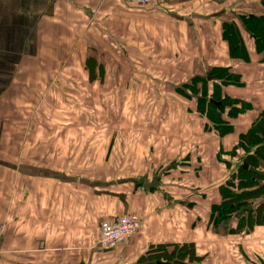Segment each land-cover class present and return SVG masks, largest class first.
<instances>
[{"label": "crops", "instance_id": "1", "mask_svg": "<svg viewBox=\"0 0 264 264\" xmlns=\"http://www.w3.org/2000/svg\"><path fill=\"white\" fill-rule=\"evenodd\" d=\"M94 1L0 0V110L7 92L17 97L34 93L43 77L39 75L42 63L59 61L53 55L71 45L80 48L84 39L102 52L91 54L101 65L103 79L109 80L111 103L114 79L121 80L115 92L128 97L171 92L177 96L160 104L150 99L143 109L137 102L147 120L122 124L127 137L122 136L120 150L116 148L105 171L85 169L88 179L80 176L77 119L71 120L69 112L64 119L17 120L8 134L4 130L0 134V222L6 230L0 241V264H136L150 246L185 242L196 245L197 254L204 258L201 264H264V224L227 236L220 224L229 217L211 216V207L221 204L220 188L230 172L224 164L230 162L228 153L264 110V64L260 63L264 53H257L252 37L238 26L249 60L230 58L222 23L236 21L239 14L264 15V0H160L145 8ZM187 2L197 5L181 12ZM115 47L122 48L120 53ZM111 56L121 66L104 65ZM74 60L70 49L64 52L63 71H53L46 84V94L59 95L67 110L71 101L77 104L76 74L70 65ZM214 67L229 68L240 77L242 86L227 85L222 88L224 95L253 105V110L234 120V132L225 137L205 128L207 120L178 95L181 85L199 77L206 78L209 96L216 81L207 77ZM82 68L87 80L97 83ZM55 77H60L58 84ZM124 80H132L133 91H126ZM158 80L161 85L153 86ZM133 127L138 129L133 132ZM129 133L137 142L130 140ZM147 136L157 140H146ZM114 143L109 144L110 153ZM143 143L158 172L170 174L166 180L159 175L138 179ZM108 173L111 180H90L95 179L90 177L93 174ZM124 214L141 219L130 243L120 253L91 247V227L97 230L101 222ZM230 217L227 223L237 228V218Z\"/></svg>", "mask_w": 264, "mask_h": 264}, {"label": "rangeland", "instance_id": "2", "mask_svg": "<svg viewBox=\"0 0 264 264\" xmlns=\"http://www.w3.org/2000/svg\"><path fill=\"white\" fill-rule=\"evenodd\" d=\"M92 1V0H90ZM96 1V0H95ZM94 1V2H95ZM107 0H97L96 2L98 5H110L106 2ZM112 2L117 5V2L119 5L123 7H137V8H145V7H154L155 5H145L140 6L134 3L126 2V0H112ZM130 5V6H129ZM195 6L197 4H191V3H183L181 6V12H189L185 9V7L191 8L192 6ZM75 41V40H74ZM72 40V42H74ZM85 45L83 44L80 48H75L72 45L69 47L70 51L74 54V62L70 63L73 72H75L74 81L77 84V104L73 101L70 102V108L67 110L66 103L63 102V100L60 99L59 95L52 96V94H46V84L47 81H49V76L53 71L56 73H61L63 71V66L61 62V57L64 52H67L68 48H63L60 50V53L58 56L53 55L54 59L56 57H59V61H55L54 63L50 62H43L41 70L42 72L39 75H43V77H39L40 85L38 86L37 90L33 93L31 92L28 96H16L12 93V91H9L6 93L4 97V104L0 110V134H3V131L6 130L8 134V130H12V126L15 121L17 120H27V119H43V118H66V113L69 112V118L77 119V151L82 154V158L80 160L81 166H82V174L80 175L83 178H87V173L84 172L85 169L94 170L95 173L103 172L107 169V163L113 160L112 154L115 152L116 148L120 150L122 145V136L127 137V133L123 134V131H125L122 127V124H125L129 121L142 122L143 120H147V114L145 110H139L137 109L138 103L143 109V107L147 104L148 100L156 101L158 100V104L164 103L166 99H170L172 97L177 96L174 92L170 95H131V97H128V95H122L115 92V88L117 86V82H121V80H115L114 79V102L111 103L112 100V93L109 80L103 79V81L97 83H91L87 80L86 76L82 73L83 70V59H85L88 55H90L92 52H94V55L101 53L99 52L100 49L95 51L94 47L91 48L90 43L87 39L85 40ZM113 50H117L119 53L122 50L120 47H115ZM77 52L79 56L80 63L78 62V70H77ZM103 57H105V50L103 48ZM93 55V54H92ZM44 59L52 58L51 55H49L47 58L42 57ZM104 65H120L119 62L115 60L114 57H110L108 61L104 60ZM40 67H38L39 69ZM109 74L110 76L113 75ZM85 76V77H82ZM208 78H211V76H208ZM58 79L60 77H55V84H58ZM38 81V80H37ZM126 82V91H129V88L132 90V80H124ZM216 81V80H215ZM101 83V84H100ZM162 83V80H158L157 84H153V86H160ZM191 84V82H188V85ZM214 85H217L219 90L222 91V88H224L223 85L217 83H214ZM191 86V85H190ZM200 85H194L188 89H186L185 93H189L193 99L200 96ZM206 90L208 91L207 85ZM196 91L197 93H195ZM212 91V90H211ZM210 91V92H211ZM187 93V94H188ZM119 95H121L119 97ZM179 95V94H178ZM180 96V95H179ZM52 97H54V103L51 104ZM182 102L184 104H187L190 106V109H192V112L194 111L193 107V100H187L185 97H182ZM26 98V100H25ZM65 98H67L65 96ZM120 98V101L118 102L117 99ZM22 99V100H21ZM83 100V104L79 101ZM141 100V101H139ZM0 103H2V98L0 100ZM82 106H80V105ZM83 107V109H82ZM111 120H114L116 122L112 123ZM93 121V122H91ZM206 121V119H205ZM5 126V127H4ZM138 128L133 127V132L137 130ZM142 130V129H141ZM206 130V129H205ZM208 131V130H206ZM130 140L132 142H137L138 138L134 136L132 133H129ZM146 140H157L153 136H147L145 138ZM142 139L140 138V141ZM114 141V148L113 150L109 151V144ZM138 141V142H140ZM160 141V137L158 138V142ZM139 144V143H138ZM144 144V143H143ZM3 143L0 144L2 146ZM5 146H12V144H4ZM141 144H139V147ZM143 157L140 159V168L139 173L137 174L138 179L148 176L149 179H157L158 175L161 177V179H165L167 176H170V174H160L156 167H154L155 163L152 164V160L150 158L146 157V154L148 152V145H143ZM82 147V148H81ZM164 151H162L163 153ZM108 155V157H107ZM121 155L123 156V152L121 150ZM125 157V156H123ZM78 160V159H77ZM162 162V161H161ZM145 164V166H144ZM119 174L121 175L122 169L121 166H119ZM166 171V170H165ZM132 175V174H130ZM90 180H97V181H107L111 180L108 178H111L110 174L102 175V174H93L90 176ZM88 179V178H87ZM115 192H122L123 189L121 188H115L113 189ZM132 191V190H131ZM253 205V204H252ZM251 205V206H252ZM248 210L251 209L250 206H247ZM139 222H141L140 217ZM223 218V217H222ZM229 218H223L221 221L220 226H225L226 229V235L230 236L228 233L230 230H236L237 228H233L234 226L229 225L227 222L230 219ZM238 220V218H237ZM139 227L136 231V234L138 233ZM222 231V230H221ZM241 231L240 229L236 230V233ZM89 236L92 239V246L94 248H99L97 244L98 240V227L97 230H95V227H91V229L88 231ZM134 235V237L136 236ZM133 237V238H134ZM132 237L126 241V243L113 251H117L120 253L122 248L126 247L128 243L133 239ZM102 250V249H100Z\"/></svg>", "mask_w": 264, "mask_h": 264}, {"label": "trees", "instance_id": "3", "mask_svg": "<svg viewBox=\"0 0 264 264\" xmlns=\"http://www.w3.org/2000/svg\"><path fill=\"white\" fill-rule=\"evenodd\" d=\"M264 4V3H263ZM236 21L222 23V40L230 58L247 62L248 54L242 41L239 28L252 37L257 53H264V15H236ZM90 54L83 62L90 81L103 79L101 65ZM264 64V58L261 60ZM94 73L99 78L96 79ZM217 83L223 85L242 86L240 77L229 68L214 67L210 71ZM191 84L181 85L179 95L187 100H193L196 114L207 120L205 128L210 127L218 137H225L234 132V120L241 114L253 110V105L245 100L231 99L212 85L208 96L206 78H193ZM200 85V96L193 99L185 93L194 85ZM191 85V86H190ZM197 93L196 91H194ZM208 96V98H207ZM230 162H225L230 171L227 179L220 188L221 204L211 207V216H235L238 218L237 229H251L264 224V110L259 111L246 131L240 133L236 144L228 153ZM246 166V168H243ZM255 205L249 211L247 206ZM212 219V218H211ZM213 220V219H212ZM236 229V230H237ZM230 230L229 233H236ZM204 258L197 254L196 245L192 242L158 244L150 246L141 255L136 264H201Z\"/></svg>", "mask_w": 264, "mask_h": 264}, {"label": "built area", "instance_id": "4", "mask_svg": "<svg viewBox=\"0 0 264 264\" xmlns=\"http://www.w3.org/2000/svg\"><path fill=\"white\" fill-rule=\"evenodd\" d=\"M160 0H127L140 6L156 4ZM139 218L136 215H123L113 221L102 222L99 225L97 244L102 249H117L136 234ZM5 224L0 222V240L5 232Z\"/></svg>", "mask_w": 264, "mask_h": 264}, {"label": "water", "instance_id": "5", "mask_svg": "<svg viewBox=\"0 0 264 264\" xmlns=\"http://www.w3.org/2000/svg\"><path fill=\"white\" fill-rule=\"evenodd\" d=\"M153 184H154V185H157V181H153Z\"/></svg>", "mask_w": 264, "mask_h": 264}, {"label": "bare ground", "instance_id": "6", "mask_svg": "<svg viewBox=\"0 0 264 264\" xmlns=\"http://www.w3.org/2000/svg\"><path fill=\"white\" fill-rule=\"evenodd\" d=\"M140 101V100H139ZM132 123V122H131Z\"/></svg>", "mask_w": 264, "mask_h": 264}]
</instances>
